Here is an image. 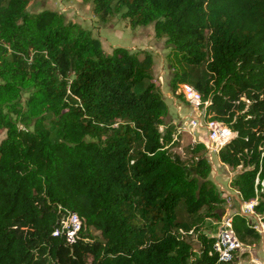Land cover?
Listing matches in <instances>:
<instances>
[{
  "label": "trees",
  "instance_id": "1",
  "mask_svg": "<svg viewBox=\"0 0 264 264\" xmlns=\"http://www.w3.org/2000/svg\"><path fill=\"white\" fill-rule=\"evenodd\" d=\"M81 1L101 23L153 26L171 93L189 104L191 87L204 121L235 135L218 159L240 167L230 187L262 215L264 0ZM31 2L0 0V264H228L202 230L224 203L206 146L185 149L189 165L176 155L152 53H105L90 30L29 13ZM69 213L82 223L71 244L54 234ZM251 220L231 217L241 245L261 239Z\"/></svg>",
  "mask_w": 264,
  "mask_h": 264
},
{
  "label": "rangeland",
  "instance_id": "2",
  "mask_svg": "<svg viewBox=\"0 0 264 264\" xmlns=\"http://www.w3.org/2000/svg\"><path fill=\"white\" fill-rule=\"evenodd\" d=\"M91 2H82L81 0H32L27 11L29 13H38L42 10H53L61 13L66 21H72L81 27L90 30L95 38H98L102 44L105 53H110L114 47L127 48L130 51L148 50L153 57L152 76L159 85L163 94V98L168 107V116L166 122H175L177 127L183 126L188 117H197L201 120L202 125H206L204 121V108L195 107L192 104H186L182 100L174 96L168 86L171 72L167 63L166 56L169 53L168 47L164 44V40L154 38L153 26L138 27L132 29L128 25L126 19L115 15L109 19L107 23H101L92 12ZM203 67L199 69L202 71ZM185 94V89L182 87ZM27 94H22L19 100L20 107L24 109ZM205 104L204 106H206ZM197 108V109H196ZM193 109L197 110L194 112ZM3 112H6L3 109ZM194 112V113H193ZM15 116H12L14 119ZM18 127H24L18 123ZM182 135V134H181ZM177 136L179 140V148L174 149L177 156H180L183 163L190 164V159L185 155V149L195 143H209L208 132L203 128H195L191 133L185 132L184 136ZM181 136V137H180ZM180 137V138H179ZM5 138V130L0 131V141ZM212 146V144H211ZM207 149L205 156L211 165L210 179L217 187L220 197L224 199V203L220 206L222 216L219 220L212 218L206 219L202 224V230L207 235H215L222 223L233 214L242 213L252 218V224H255L261 239L255 243L241 245L232 253V258L228 264H264V213L262 215L252 212L240 206L236 197L237 192L230 187V181L240 172V167H225L220 163L217 151L218 148ZM211 157V158H210ZM241 201V198H240ZM242 202V201H241ZM249 204V203H247ZM242 205H244L242 203ZM248 213V214H246ZM97 234V232H94Z\"/></svg>",
  "mask_w": 264,
  "mask_h": 264
},
{
  "label": "built area",
  "instance_id": "3",
  "mask_svg": "<svg viewBox=\"0 0 264 264\" xmlns=\"http://www.w3.org/2000/svg\"><path fill=\"white\" fill-rule=\"evenodd\" d=\"M182 87L185 89V94L182 91ZM181 87V91L185 96L186 101L189 104L198 107L200 105V96L189 86L183 85ZM197 109V108H196ZM193 111L197 112V110L193 109ZM194 113V112H193ZM208 132L209 143H204L206 148L212 149L222 147L225 143H227L232 137H229L230 131L224 127L221 123L216 121L206 122V125H202L201 120L199 118V114L197 117H188L186 122L180 128H177L176 137L181 135V133H191L195 128H203ZM212 144V146H211ZM258 180L256 181V184ZM242 210L246 209L247 212H252L253 206L256 205V201H252L249 204L243 203ZM242 214V213H241ZM248 214V213H246ZM244 215V214H242ZM81 220L75 213H69L62 221L60 225V229H56L54 234H65L66 240L69 244L73 243L75 235L79 232L81 228ZM214 236V250L218 253L219 261L228 263L232 258V253L239 247L241 244L238 242L237 238L234 235L231 227V217L227 218L224 221L219 229V231Z\"/></svg>",
  "mask_w": 264,
  "mask_h": 264
},
{
  "label": "crops",
  "instance_id": "4",
  "mask_svg": "<svg viewBox=\"0 0 264 264\" xmlns=\"http://www.w3.org/2000/svg\"><path fill=\"white\" fill-rule=\"evenodd\" d=\"M195 112V111H194ZM174 124H175V122H173ZM235 135L232 133V137H234ZM219 148L220 147H218V149H216V151L218 152V150H219ZM216 152V153H217ZM211 158V157H210ZM222 164V163H221ZM225 167H228V166H226V165H224ZM236 191V190H235ZM237 192V191H236ZM238 194V193H237ZM236 201H238V203L240 204V206L242 207L243 205H242V203H244V202H241L240 201V197H239V195L236 197Z\"/></svg>",
  "mask_w": 264,
  "mask_h": 264
},
{
  "label": "bare ground",
  "instance_id": "5",
  "mask_svg": "<svg viewBox=\"0 0 264 264\" xmlns=\"http://www.w3.org/2000/svg\"><path fill=\"white\" fill-rule=\"evenodd\" d=\"M229 137H232V133H230Z\"/></svg>",
  "mask_w": 264,
  "mask_h": 264
},
{
  "label": "water",
  "instance_id": "6",
  "mask_svg": "<svg viewBox=\"0 0 264 264\" xmlns=\"http://www.w3.org/2000/svg\"><path fill=\"white\" fill-rule=\"evenodd\" d=\"M233 138V137H232ZM208 237H212L211 235H208Z\"/></svg>",
  "mask_w": 264,
  "mask_h": 264
}]
</instances>
